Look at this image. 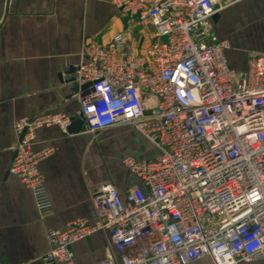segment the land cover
Returning a JSON list of instances; mask_svg holds the SVG:
<instances>
[{
    "label": "built area",
    "instance_id": "built-area-1",
    "mask_svg": "<svg viewBox=\"0 0 264 264\" xmlns=\"http://www.w3.org/2000/svg\"><path fill=\"white\" fill-rule=\"evenodd\" d=\"M244 0H114L143 28L134 53L124 33L85 47L76 86L87 87L80 115L91 133L130 127L158 151L126 158L139 184L92 194L98 223L50 231L44 264H75L71 246L107 229L113 252L100 264H211L264 261V53L231 67L228 40L212 29L220 12ZM72 115L43 113L14 124L19 139L10 174L31 192L41 219L55 210L39 169L37 131L67 134Z\"/></svg>",
    "mask_w": 264,
    "mask_h": 264
},
{
    "label": "crops",
    "instance_id": "crops-1",
    "mask_svg": "<svg viewBox=\"0 0 264 264\" xmlns=\"http://www.w3.org/2000/svg\"><path fill=\"white\" fill-rule=\"evenodd\" d=\"M114 0H0V264H44L47 234L70 222L98 223L93 192L111 184L124 196L139 184L124 166L126 158L149 160L156 148L130 127L97 133L37 131L34 149L51 150L39 165L55 213L41 219L30 190L9 173L18 137L14 124L43 113L80 116L83 92L75 94L76 72L85 47L108 43L124 33L139 53L143 28L126 18ZM213 32L229 41L232 68L242 72L248 52L264 53V0H244L223 10ZM136 33V34H135ZM137 38V39H136ZM75 264H100L113 252L107 229L71 246ZM192 264H211L204 258ZM245 264H264L254 261Z\"/></svg>",
    "mask_w": 264,
    "mask_h": 264
},
{
    "label": "water",
    "instance_id": "water-1",
    "mask_svg": "<svg viewBox=\"0 0 264 264\" xmlns=\"http://www.w3.org/2000/svg\"><path fill=\"white\" fill-rule=\"evenodd\" d=\"M76 70H77V68H71L70 72L71 73L72 72H76ZM75 81H76V79L72 78L68 83L73 84ZM87 87H84V88L76 87V88L73 89V92L75 94H78L79 92H83ZM87 130H88V127L85 124V122L83 121L81 115L80 116H74L72 118V124H71V126L69 127V130H68V132L70 134H75V133L80 132V131L84 132V131H87ZM14 156H15V154L13 155L12 162H13ZM11 165H12V163H11ZM11 165H10V168H11ZM10 168H9V173H10Z\"/></svg>",
    "mask_w": 264,
    "mask_h": 264
},
{
    "label": "rangeland",
    "instance_id": "rangeland-1",
    "mask_svg": "<svg viewBox=\"0 0 264 264\" xmlns=\"http://www.w3.org/2000/svg\"><path fill=\"white\" fill-rule=\"evenodd\" d=\"M135 34H136V33H135ZM136 39H137V38H136ZM137 42L139 43V47H140V48H139V53L141 54V53L144 52V51L142 52V50H143V48H144V43H143L142 40L139 39V38L137 39Z\"/></svg>",
    "mask_w": 264,
    "mask_h": 264
}]
</instances>
